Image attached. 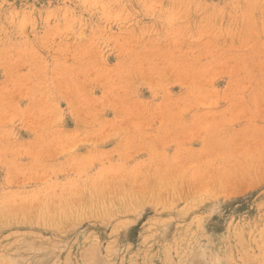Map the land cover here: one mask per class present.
Wrapping results in <instances>:
<instances>
[{
	"label": "rangeland",
	"instance_id": "rangeland-1",
	"mask_svg": "<svg viewBox=\"0 0 264 264\" xmlns=\"http://www.w3.org/2000/svg\"><path fill=\"white\" fill-rule=\"evenodd\" d=\"M0 264H264V0H0Z\"/></svg>",
	"mask_w": 264,
	"mask_h": 264
}]
</instances>
